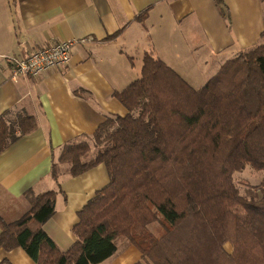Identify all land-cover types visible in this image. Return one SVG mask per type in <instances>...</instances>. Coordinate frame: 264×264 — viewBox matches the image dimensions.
Instances as JSON below:
<instances>
[{"label": "trees", "instance_id": "obj_1", "mask_svg": "<svg viewBox=\"0 0 264 264\" xmlns=\"http://www.w3.org/2000/svg\"><path fill=\"white\" fill-rule=\"evenodd\" d=\"M215 2L230 25L224 0ZM114 96L128 115L66 144L52 163L57 186L63 167L71 177L108 171L109 185L78 213L76 243L62 252L44 230L57 192L29 191L31 208L19 219L0 211V250L20 248L35 264H101L123 239L141 253L137 264H264V192L242 196L234 178L264 171V43L200 89L146 53L140 78ZM10 114L0 117V154L37 128L33 116Z\"/></svg>", "mask_w": 264, "mask_h": 264}, {"label": "crops", "instance_id": "obj_2", "mask_svg": "<svg viewBox=\"0 0 264 264\" xmlns=\"http://www.w3.org/2000/svg\"><path fill=\"white\" fill-rule=\"evenodd\" d=\"M224 2L230 25L215 0H0V117L10 112L13 121L27 114L37 123L0 154V190L9 201L0 197L1 214L15 221L31 208L27 192L56 191V212L44 230L68 251L77 241L78 213L110 179L105 165L78 177L63 167L57 186L53 161L66 144L88 141L109 117L128 115L114 95L140 78L135 61L143 65L146 53L200 89L227 61L264 43V0ZM70 40L76 44L62 70L11 78L3 57L25 58ZM116 244V253L101 264L142 262L128 241ZM4 261L35 264L20 248L0 250Z\"/></svg>", "mask_w": 264, "mask_h": 264}, {"label": "built area", "instance_id": "obj_3", "mask_svg": "<svg viewBox=\"0 0 264 264\" xmlns=\"http://www.w3.org/2000/svg\"><path fill=\"white\" fill-rule=\"evenodd\" d=\"M75 40L56 43L50 47L38 48L25 58L3 57L11 71V78L37 79L50 71L62 70L70 63Z\"/></svg>", "mask_w": 264, "mask_h": 264}, {"label": "rangeland", "instance_id": "obj_4", "mask_svg": "<svg viewBox=\"0 0 264 264\" xmlns=\"http://www.w3.org/2000/svg\"><path fill=\"white\" fill-rule=\"evenodd\" d=\"M136 66H139L141 69L142 63L141 59L137 62ZM199 70V67H198ZM202 71V70H199ZM207 75H204L206 78ZM95 157V150L92 151L89 158ZM235 182L240 190L242 196H247L252 198L253 196L261 198L264 192V171H256L251 167L246 168L243 172L235 174ZM156 225L150 226L152 231H155ZM228 250H231V247L228 246ZM150 264V263H146Z\"/></svg>", "mask_w": 264, "mask_h": 264}]
</instances>
